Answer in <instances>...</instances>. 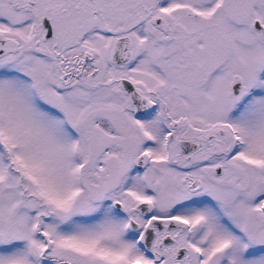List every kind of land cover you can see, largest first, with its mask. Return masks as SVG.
<instances>
[{"label":"snow or ice","instance_id":"6c2138e0","mask_svg":"<svg viewBox=\"0 0 264 264\" xmlns=\"http://www.w3.org/2000/svg\"><path fill=\"white\" fill-rule=\"evenodd\" d=\"M0 264H264V0H0Z\"/></svg>","mask_w":264,"mask_h":264}]
</instances>
